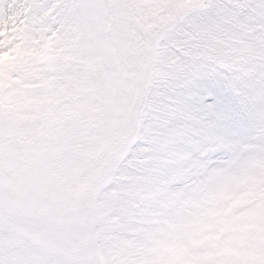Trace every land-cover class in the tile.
Here are the masks:
<instances>
[{"label":"snow or ice","instance_id":"6c2138e0","mask_svg":"<svg viewBox=\"0 0 264 264\" xmlns=\"http://www.w3.org/2000/svg\"><path fill=\"white\" fill-rule=\"evenodd\" d=\"M0 264H264V0H0Z\"/></svg>","mask_w":264,"mask_h":264}]
</instances>
